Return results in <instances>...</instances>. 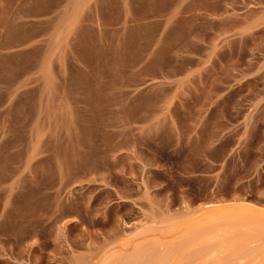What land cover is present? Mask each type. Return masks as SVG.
Masks as SVG:
<instances>
[{
  "label": "rangeland",
  "instance_id": "374dc122",
  "mask_svg": "<svg viewBox=\"0 0 264 264\" xmlns=\"http://www.w3.org/2000/svg\"><path fill=\"white\" fill-rule=\"evenodd\" d=\"M0 264H264V0H0Z\"/></svg>",
  "mask_w": 264,
  "mask_h": 264
}]
</instances>
